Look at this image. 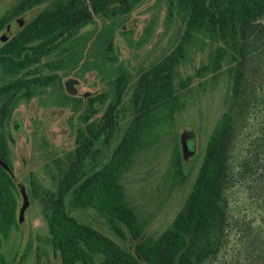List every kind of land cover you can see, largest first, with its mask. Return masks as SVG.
<instances>
[{
	"label": "rangeland",
	"instance_id": "1",
	"mask_svg": "<svg viewBox=\"0 0 264 264\" xmlns=\"http://www.w3.org/2000/svg\"><path fill=\"white\" fill-rule=\"evenodd\" d=\"M21 1L0 0V21L4 22L0 47L42 11L66 0H44L24 11ZM185 17L180 0H140L124 15H94L91 24L67 36L34 66L36 75L50 80L33 84L31 96L24 90L4 91L9 84L34 75L0 61V109L6 110L0 133L8 146L0 158L15 210L12 223H6L0 214V264H61L50 240L45 193L56 191L58 178L73 157L76 132L85 126L84 114L92 109L91 118L98 120L117 100V78H126L117 109V132L106 161L133 117L132 99L140 74L159 64L180 43ZM108 26L114 32L113 44L104 51L98 34ZM218 45L206 27L193 30L175 74L177 92L186 98V106L177 114L172 131L134 158L123 183L128 201L147 225L144 236L159 235L183 206L209 134L229 108L234 128L230 154L237 173L227 191L230 226L226 243L212 264H247L256 256L245 251L246 242L258 230L264 235V172L254 166L249 175L238 172L252 144L264 136V14L249 25L246 58L235 78L228 68V48L219 72L208 69L197 76L196 70L210 64ZM187 76L193 77L192 85L184 90L180 82ZM175 143L183 157L184 181L173 182L168 175ZM32 182L40 188V195L34 194ZM24 199L27 203L22 209ZM68 212L116 241L136 264H143L129 234L127 240L116 236L95 209L68 207Z\"/></svg>",
	"mask_w": 264,
	"mask_h": 264
},
{
	"label": "trees",
	"instance_id": "2",
	"mask_svg": "<svg viewBox=\"0 0 264 264\" xmlns=\"http://www.w3.org/2000/svg\"><path fill=\"white\" fill-rule=\"evenodd\" d=\"M43 1L22 0L20 9H30ZM139 1L66 0L52 10L42 11L0 47V61L34 75L9 84L4 91L24 90L26 96H31L33 84L50 80L48 76L36 75L34 66L52 48L91 24L94 15H124ZM180 3L186 10L182 39L159 64L140 74L132 99L133 117L108 160L104 158L117 132V109L127 86L123 76L116 80V102L98 120L91 118L92 109L84 114L85 126L76 132L73 157L59 176L56 191L45 193L50 240L61 264H136L116 241L71 215L68 207L93 208L116 236L127 240L129 234L143 264H212L226 243L230 226L227 191L237 173L230 154L234 128L229 108L223 111L209 134L183 206L159 235L144 236L147 225L128 201L123 183L134 158L170 133L177 114L186 106V98L177 92L175 74L187 54L193 30L206 27L219 42L210 64L200 66L196 75L202 77L208 69L219 72L228 48L231 52L228 68L235 78L246 58L249 25L264 14V0H180ZM3 24L0 21V29ZM113 34L110 26L99 32L100 48L104 51L112 49ZM192 78L181 80L180 87L190 88ZM5 118L6 110L2 108L0 128ZM7 150V140L0 133V155ZM253 166L262 167L264 172V136L252 144L238 174L253 173ZM168 175L173 182L185 180L183 157L177 143L172 148ZM31 184L34 194L40 195L37 184ZM6 185L10 186V182L0 164V214L6 223H12L14 201ZM256 234L246 242L245 251L256 256L247 264H264V235L260 236L259 230Z\"/></svg>",
	"mask_w": 264,
	"mask_h": 264
},
{
	"label": "water",
	"instance_id": "3",
	"mask_svg": "<svg viewBox=\"0 0 264 264\" xmlns=\"http://www.w3.org/2000/svg\"><path fill=\"white\" fill-rule=\"evenodd\" d=\"M0 164H2V159L0 158ZM27 201L24 199V205L22 207V209L24 208V206L26 205Z\"/></svg>",
	"mask_w": 264,
	"mask_h": 264
}]
</instances>
